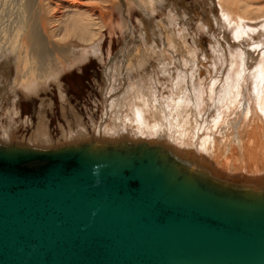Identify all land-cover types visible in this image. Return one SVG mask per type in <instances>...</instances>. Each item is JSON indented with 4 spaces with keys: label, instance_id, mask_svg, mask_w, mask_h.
Segmentation results:
<instances>
[{
    "label": "bare ground",
    "instance_id": "6f19581e",
    "mask_svg": "<svg viewBox=\"0 0 264 264\" xmlns=\"http://www.w3.org/2000/svg\"><path fill=\"white\" fill-rule=\"evenodd\" d=\"M78 2L0 0V64L14 67L18 84L14 82L13 92L19 90L30 100L45 90V84L38 82L48 78L49 83L60 88L59 73L66 65L78 64L90 53L101 56L99 39L105 14L98 20L90 8L83 9ZM102 2H111V33L127 28L126 23L123 25V7L129 10L136 6L148 19L155 14L163 15L166 9L165 0ZM215 3L218 13L215 24L227 31L230 41L212 38L210 52L202 50L201 56L200 50L188 43L187 28L178 27L179 15L166 11L168 60L181 74L177 93L172 81L164 88L160 79L151 74L147 66L150 54L142 47L128 58L127 78L113 79L105 96L103 122L97 127L92 118V133L76 119L74 126L70 121L67 130L61 132L64 146L32 148L51 143L45 108L51 109L53 103L43 99L37 127L26 141L31 148L11 143L9 146V142L16 140L15 117L19 115L10 108L11 112L6 113L8 125L1 126L0 149L38 152L79 149L101 155L150 157L170 172V178L177 176L210 192L220 205L236 195L264 207V0H215ZM44 7L52 15L50 20L43 18ZM51 24L55 26L50 28ZM71 39L77 40L79 46ZM205 63L211 64L207 67L206 82L199 77V68ZM84 139L101 141L75 145Z\"/></svg>",
    "mask_w": 264,
    "mask_h": 264
},
{
    "label": "water",
    "instance_id": "95a60500",
    "mask_svg": "<svg viewBox=\"0 0 264 264\" xmlns=\"http://www.w3.org/2000/svg\"><path fill=\"white\" fill-rule=\"evenodd\" d=\"M169 175L150 157L0 149V264H264V207Z\"/></svg>",
    "mask_w": 264,
    "mask_h": 264
},
{
    "label": "rangeland",
    "instance_id": "374dc122",
    "mask_svg": "<svg viewBox=\"0 0 264 264\" xmlns=\"http://www.w3.org/2000/svg\"><path fill=\"white\" fill-rule=\"evenodd\" d=\"M102 1L79 0L78 2L81 4L80 7L82 6L81 8L84 7L83 9L87 8V10L90 8L89 10H92L98 20L102 19L101 14H105L103 20L104 28L99 39L101 56L97 57L90 53L85 60L78 64L74 63L73 66L66 65L65 69L59 73L60 88H57L53 82L49 83L51 78L46 79L44 82L39 81L38 85L45 84V90H40L41 93L39 91L38 96L32 98L34 100H28L19 90H15L16 92L12 91L14 82L17 83L14 67H10V65L5 63L0 64V136H2L1 126L8 125L6 113L11 112L13 109L19 113L18 117H15L16 140L9 142V146L11 143L12 146L25 145L31 148L32 145H28L26 141L37 127V113L43 99L48 103H53L51 109L46 107V110L45 108L46 128H48L47 131L50 133L51 143H49L50 145H41V147L34 145L32 148L47 150L56 146H64L66 143L64 142L63 144V140L60 139L61 132L63 129L67 130L68 122L70 121L71 126H74L76 119L79 123L83 122L92 133V118L97 127L103 122L105 96H108L106 92L112 88L113 79L127 78L125 73L128 58L139 52L142 47L148 50L150 54L147 66L151 74L160 79L164 88L172 81L173 91L177 93L180 90L179 78L181 74L178 67L170 64L168 60L165 32L169 29V24L165 17L166 11L172 10L179 15L180 18L177 19L178 27L180 29L187 28L189 34L187 41L189 44H194L198 51L200 50V56L202 55V50L210 52L208 47H211L210 45L215 39L230 41L227 31L217 27L215 24L218 16L215 0H165L166 9L162 11L163 15L155 14L153 19L146 18L136 6L130 7L129 10L123 7L121 9V12L124 11L122 12L123 14L121 13L124 16L123 25L126 23L127 28L117 29L114 33H111L109 22V15L113 13L111 2L104 3ZM47 12V8L42 10L43 18L47 17L46 19L50 20L52 15ZM116 17L117 14L114 12V18ZM140 20H142L141 25H139ZM54 26L55 24H51L50 28ZM173 29L175 30V27ZM70 41L75 46H79L77 45V40L71 39ZM210 65L205 63V66L199 68V77L202 81H208L207 67H211ZM14 93L17 94L15 95ZM62 109L66 112L65 115H63ZM18 141L23 142V144ZM100 141L101 139H96L94 142L92 139H84L75 145L98 143ZM103 143L110 144V142ZM0 145H3L2 141ZM49 146L51 147L49 148Z\"/></svg>",
    "mask_w": 264,
    "mask_h": 264
}]
</instances>
